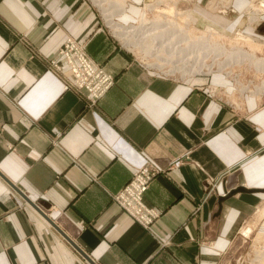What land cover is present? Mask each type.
Wrapping results in <instances>:
<instances>
[{"label": "crops", "instance_id": "obj_1", "mask_svg": "<svg viewBox=\"0 0 264 264\" xmlns=\"http://www.w3.org/2000/svg\"><path fill=\"white\" fill-rule=\"evenodd\" d=\"M145 1L124 0L121 15L133 20ZM214 1L193 0L198 22L244 35L264 54V14L255 23L248 0L222 12ZM67 37L114 77L94 105L64 89L70 70L57 52ZM208 83L230 81H178L147 67L88 0H0V264L222 262L244 218L255 215L254 224L263 206L264 102L233 92L229 102L246 115L238 117ZM147 160L166 170L144 193L160 212L149 231L110 197Z\"/></svg>", "mask_w": 264, "mask_h": 264}, {"label": "rangeland", "instance_id": "obj_2", "mask_svg": "<svg viewBox=\"0 0 264 264\" xmlns=\"http://www.w3.org/2000/svg\"><path fill=\"white\" fill-rule=\"evenodd\" d=\"M114 1H116V0H111V3H113ZM118 1H120V0H118ZM121 1H124V0H121ZM160 1H161V3H160ZM249 1L250 0H248V3H250ZM88 2L96 10V14H97L98 18L100 19L101 25L105 29V31L108 34L110 33L111 36H114L112 34L111 28L106 25V23H105V21L103 19V16H102L104 14H103V12L101 14V10L99 9V6L97 5V3L94 2V0H88ZM158 2L161 5H159L157 7L155 5L147 6V4H149V3L150 4L151 3L155 4V3H158ZM192 2H193V0H146L145 2L142 3V5H139V9H136V8L132 9V11L135 12L133 14L134 15L133 16V18H134L133 20L129 19V18H124L122 16L123 14L120 15L117 19L119 21L123 22V23H130V24L131 23L132 24H138L139 23L138 25H140L143 20H147V22L148 21H157L158 22V21H160V18L162 19L163 17L172 18L174 20V22L178 24V26H183L181 28L183 30L181 35L183 36L184 34H186L190 38V40L187 42V44H185L186 46L189 45L190 43H192L197 36H201L203 38L204 37H209L210 38V39H208L209 41L215 42V43H217L219 45H224L227 48H230V46H232L233 44H235V43H237L239 41L238 38H240L241 34H236V36H234V34H230V35H232L234 37H225V36L221 35L218 31H215L214 32L215 34L212 33V32H206V28H210L211 29V27L208 26V25L205 26V25L200 24L198 22V17L197 16L194 17V19L193 18H191V19L189 18L190 19L189 21L191 22L189 24H188V22H184V23H187V24L180 23L177 20L179 18V16H177L175 12H180L181 13V12H185V11H189V10L192 12V10H191L192 9V6H191ZM220 2H224L225 9H222V10L218 11L216 9H218V8H220L222 6V4H219ZM94 3H96L97 6L94 5ZM107 4H108L107 0H106L105 3L103 2V5L108 6ZM212 5H213V8L216 11L222 12V11L226 10L227 7L230 5V0L214 1L212 3ZM146 6H147V8L149 10L147 8H145ZM153 6H155V7H153ZM169 7L172 9V12H168V13L166 12L168 15L162 12L163 9H166L168 11L169 9H167V8H169ZM248 7L249 6L247 5L245 11H247ZM124 10H125V8H124ZM148 18H149V20H148ZM138 20H139V22H138ZM192 20L194 21L193 23H196L195 26L192 25L193 24ZM263 24H264V20L262 19V21H260V23H259V26L261 27ZM129 26H133V25H129ZM135 26H137V25H135ZM209 35H212V36L210 37ZM119 42H121V44H123L125 42V40L121 41L119 39ZM250 43H251L250 45L247 44V43H245V44L242 43L241 46H243L244 50L248 51V52H251V50H249V49H253L252 52L255 53V55H257L258 57L264 58V54L260 53V50H261L260 47H256V45L254 43H252V42H250ZM79 44H81V43H79ZM253 44H254V47L251 46ZM132 48H133V53L137 56V58L139 60H141L145 64L146 63L151 64L153 68H155L157 70H160V72L162 74H163V72H167V73H164V74L167 75V77L173 78L175 80H179V79H177V77L180 76L181 73L175 72V73L171 74V73L168 72V70L172 66L170 63L169 64H165L163 68L160 67L159 65L156 66L155 64H157L158 61H159L158 57L152 56V55H148V54L145 53L146 51L143 52L142 49H139L137 47H132ZM159 56H165V54L161 52ZM209 59H211V57H208V60ZM226 59L228 61L229 58H223L222 57V58H220L218 60L226 61ZM218 60H216L215 63H214V66H212L211 72L204 73L203 76L209 78L211 75H213L215 73V74L221 75L223 77H226L230 81V84L227 85V86L224 85L222 87V86H219V85L218 86L215 85V84L211 85V84L208 83V84H206V90L208 91V94H209L210 97H213V98L216 97L219 100H221L223 103H225L227 106H229L231 108L232 112L236 116L241 117V118H245L246 115H245L244 108L243 109L235 108L234 105L229 102L230 96L231 97L233 96V92H238L239 95H242L243 93H245V95H246V92H247L251 96H260L261 95L259 100L264 102V75H263L264 72L263 71L261 72L257 68H254L248 62H243V63H239V64L236 63V64H233L231 66L229 65L230 68H229V66L226 67V70H218L217 69V61ZM96 63L99 64L103 69H105V67L102 64H100L98 62H96ZM209 63H211L210 60L207 61V64H209ZM227 71H230V72L232 71V72L228 73ZM237 73H239V74H237ZM164 74H163V76H164ZM236 75H238V77H236ZM70 76L71 77H70L69 82L73 79V76H72L71 72H70ZM194 76H201V75L198 74V75H194ZM181 77H183V76H181ZM187 78H190V77L187 76L185 79H187ZM113 83H114V77H113ZM65 85L66 84H64V87H65ZM213 86H217V88H216L217 90L216 91H212L211 90V87H213ZM261 86H263V89L261 91H259V92H256V89H258ZM71 88H74V87H71ZM226 88L230 89V91H227ZM74 89H76V88H74ZM243 90H244V92H243ZM86 104H88V103H86ZM92 105H94V104H92ZM176 161H180L179 164L182 163V160H180V159L175 160L171 164V167H178L179 166V165H174ZM146 162H148V163L150 162L154 166H156L150 160H147ZM156 167L158 169H161L158 166H156ZM133 172H132V175L129 178V180L123 186L129 185L131 183V181L133 180ZM162 173H166V170L162 169V170H160L158 172H155V174L152 176V178L150 180V183L152 182V180H154L158 175H160ZM150 183H149V185H150ZM211 187H212L211 184H209L207 186L208 192L210 191ZM222 195L225 196L226 193H223ZM110 197H111L112 201L115 204H117L116 200H114V198H113V194H111ZM257 206H260V207L262 206V207L260 208L259 215L256 217L254 224L250 225L249 223H251V220L254 219L253 217H255V215L252 214V215L246 216L244 218V221L238 227V229L235 232L233 238H231V242L229 243V249L226 251L227 253L225 254L224 258L221 260L222 262H219V264H264V199L260 200V202H258ZM126 215L132 221H134L136 224H138L142 229L146 230L133 217H131L128 214H126ZM159 216H160V214H159ZM246 225H248V226H246ZM242 228H244V229H242ZM247 228H250L252 231H251L250 235L248 237L246 236V238H245V236H243V234H244L243 232ZM149 230L150 229H148L147 231H149Z\"/></svg>", "mask_w": 264, "mask_h": 264}, {"label": "bare ground", "instance_id": "obj_3", "mask_svg": "<svg viewBox=\"0 0 264 264\" xmlns=\"http://www.w3.org/2000/svg\"><path fill=\"white\" fill-rule=\"evenodd\" d=\"M120 1L116 0L113 3H111V0H107L108 6H105V5H103V2L105 3L106 0H94V2L97 3V5L99 6V9L101 10V14L103 12V14H104V15H102L103 19H104L106 25L111 28L112 34L114 35L116 40L117 41H119V39L121 41L125 40V42L122 45L125 46V48L127 50L131 51L132 53H133L132 47H137L139 49H142L143 52L146 51L145 53L148 55L158 57L159 61L157 64H155L156 66L159 65L160 67L163 68L165 64L170 63L172 66L168 70V72L171 74H173L175 72L181 73V75L177 77V79H179L180 81L184 80L187 76L188 77H192V76L195 77L194 75H198V74L203 76L204 73L211 72L212 66H214L215 61L222 58V57L223 58H229L230 60L229 59H228V61H227V59H226V61L218 60L217 61V69L218 70H226V67H228L229 65L231 66V65L236 64V63L239 64V63H243V62H248L254 68H257L259 71L264 72V58L258 57L257 55H255V53L252 52L253 49H249V50H251V52H248V51L244 50L243 46H241L242 43H244V44L247 43L249 45L251 44L250 43L251 41L249 39L245 38L244 35H240V38H238L239 43L237 42V43L233 44L232 46H230V48H227L224 45H219L215 42L209 41L208 40V39H210L209 37L203 38L201 36H197L192 43H190L189 45L186 46L185 44H187V42L190 40V38L186 34H184L185 36L181 35V33L183 32V30L181 28L183 26H178V24L175 23L172 18L163 17L162 19L160 18V21H158V22L157 21H148L147 22V20H143L140 25H138L139 23L138 24H132V23L130 24V23H123V22L119 21L117 18L121 15V13H123V10L125 8L124 1H121V2ZM249 2H250V3H248L249 7H248L247 11H245V15L248 17V21L255 20V23H257V22H259L260 15L264 14V0H257V1L256 0H250ZM160 3H161V1H160ZM160 3L159 2L155 3V4L149 3V4H147V6L155 5L157 7V6L161 5ZM219 4H222V6L216 10L220 11L222 9H225L224 2H220ZM147 6L145 8H147ZM155 6H153V7H155ZM167 9H169V10L167 11L166 9H163L162 12L165 14H167L168 12H172V9L170 7ZM124 11H126V10H124ZM175 13L177 16H179V18L177 20L182 24H187L184 22H188V24L191 23L189 20L191 18L194 19V17H195L193 12H191L190 10L185 11V12H181V13L180 12H175ZM148 20H149V18H148ZM138 22H139V20H138ZM193 22L194 21L192 20V23ZM129 25H133V26H129ZM135 25H137V26H135ZM192 25L195 26L196 23H193ZM206 32L214 33L215 30L213 28H211V29L206 28ZM209 36L211 37L212 35H209ZM67 38H69V37H67ZM70 38H72V37H70ZM72 39H74V38H72ZM251 46L254 47V44ZM81 47L85 50V48L83 46H81ZM256 47H260V46L256 45ZM161 52L164 53L165 56H159ZM57 55H58V58L63 59L62 57H60L59 50L57 52ZM208 57H211V59H209L211 61V63H209V64H207V61H209ZM52 60H56V62L58 64L59 59H52ZM92 61L94 63L96 62L93 59H92ZM64 62H65V60H64ZM65 64L69 67L67 62H65ZM145 65L147 67H150V68L152 67V65L149 63H146ZM230 66H229V68H230ZM227 72L231 73L232 71L231 72L227 71ZM107 73H105V74H107ZM164 73H167V72H163V74ZM237 74H239V73H237ZM164 75H166V74H164ZM181 76H183V77H181ZM236 77H238V75H236ZM216 88H217V86H213V87H211V90L216 91L217 90ZM262 89H263V86L256 89V92H259ZM243 92H244V90H243ZM251 231L252 230L250 228H247L246 230H244L243 236H245V238H246V236L248 237L250 235Z\"/></svg>", "mask_w": 264, "mask_h": 264}, {"label": "built area", "instance_id": "obj_4", "mask_svg": "<svg viewBox=\"0 0 264 264\" xmlns=\"http://www.w3.org/2000/svg\"><path fill=\"white\" fill-rule=\"evenodd\" d=\"M76 40L67 38L59 49L60 57L68 63L73 79L65 85V89L76 88L89 105L95 104L100 96L112 85L113 77L99 64L92 61L90 56ZM53 68L60 69L56 60H51ZM107 74H105V73ZM176 161L174 165H179ZM158 169L152 163L146 162L133 172V180L113 194L114 200L125 214L133 217L146 230L158 218L160 212L144 202V193L149 187L150 180Z\"/></svg>", "mask_w": 264, "mask_h": 264}, {"label": "water", "instance_id": "obj_5", "mask_svg": "<svg viewBox=\"0 0 264 264\" xmlns=\"http://www.w3.org/2000/svg\"><path fill=\"white\" fill-rule=\"evenodd\" d=\"M86 259H87V258H86ZM87 261H88V260H87ZM89 263H90V264H95V263H94V262H92L91 260H89Z\"/></svg>", "mask_w": 264, "mask_h": 264}]
</instances>
